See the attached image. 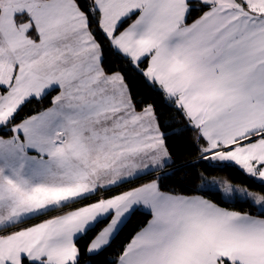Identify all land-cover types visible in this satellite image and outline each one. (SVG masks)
I'll return each instance as SVG.
<instances>
[{
  "label": "snow or ice",
  "instance_id": "obj_1",
  "mask_svg": "<svg viewBox=\"0 0 264 264\" xmlns=\"http://www.w3.org/2000/svg\"><path fill=\"white\" fill-rule=\"evenodd\" d=\"M0 133V264H264V191L163 187L264 189V0H0Z\"/></svg>",
  "mask_w": 264,
  "mask_h": 264
},
{
  "label": "trees",
  "instance_id": "obj_2",
  "mask_svg": "<svg viewBox=\"0 0 264 264\" xmlns=\"http://www.w3.org/2000/svg\"><path fill=\"white\" fill-rule=\"evenodd\" d=\"M105 67L109 71H116L117 68L124 69L125 68V61L120 57L112 55L110 52L105 51ZM125 75L129 85L132 88V93L134 97L137 99L143 97V103H154L157 105V112H163L164 115L161 116V121L168 118L169 110L163 105L160 96L157 92L150 89L147 85H145L143 79L138 76L135 72H133L130 68H127L125 71ZM55 95V92L52 93ZM23 115V113H21ZM173 128L176 125H172ZM168 130V129H166ZM3 133H0L2 135ZM169 147L173 151V155L176 159V164L181 165L185 164L188 161H191L195 157V152L189 147L188 138L186 136L181 137H172L169 140ZM197 172H204L207 180H212L213 178L220 180L224 178H228L234 185L240 186H247L252 191H264L261 188V185L257 183H250L249 177L246 175L241 174L235 169L229 168L223 171L219 169H209L206 167L201 168H186L180 169L177 173H174L171 178L165 179L163 181V187L165 189H176V190H183L185 188H191L194 186L195 183H198L195 179L191 181L188 179V176L184 175V173L190 174L193 178L195 177ZM205 195L212 196L213 193L205 192ZM243 207H247V205H242ZM255 211V209H253ZM147 218L141 214H135L131 217L130 221L128 222L127 226L125 227L124 231H122L119 237L113 242L112 251H114L118 245L122 242H125L127 239L130 238L131 233H133L143 222H145ZM77 244L81 249V253L85 251V239H78ZM111 255V251L104 253L100 256H93L91 257L92 264H102L103 261L109 258ZM81 264H87V258H82Z\"/></svg>",
  "mask_w": 264,
  "mask_h": 264
}]
</instances>
